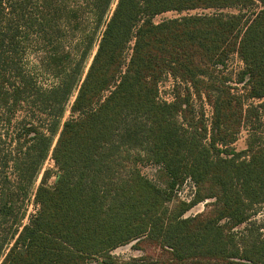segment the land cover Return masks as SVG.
Wrapping results in <instances>:
<instances>
[{"label": "trees", "instance_id": "1", "mask_svg": "<svg viewBox=\"0 0 264 264\" xmlns=\"http://www.w3.org/2000/svg\"><path fill=\"white\" fill-rule=\"evenodd\" d=\"M69 1L0 0V264H117L112 251L133 241L159 253L131 264H264V234L238 231L264 214V144L232 148L259 114L246 102L264 99V0ZM200 9L218 12L154 20ZM71 33L83 36L77 59L60 47ZM33 40L49 87L27 69ZM235 54L243 95L223 75ZM169 75L174 101L161 102ZM144 158L163 188L142 174Z\"/></svg>", "mask_w": 264, "mask_h": 264}, {"label": "rangeland", "instance_id": "2", "mask_svg": "<svg viewBox=\"0 0 264 264\" xmlns=\"http://www.w3.org/2000/svg\"><path fill=\"white\" fill-rule=\"evenodd\" d=\"M117 0L114 1L113 4V9L115 8V3ZM69 4H72V1H69ZM254 9H256V6L250 7L246 12L250 13ZM218 11L213 10V9H200V10H194V11H189V12H184L182 14H179L177 12H167L162 15L156 16L155 17V22H161L164 19H169V18H175V17H180L186 14H213ZM220 12V11H219ZM222 12L232 14V13H237V9H226L223 10ZM86 20V21H85ZM82 30L83 29H89L92 24L89 21V19H84L83 23L81 24ZM101 30L98 31V33L95 36V39L100 36ZM83 39L82 33H77L76 35L67 34L61 41L60 47L62 50H65L66 52H70L73 59L78 58V53L77 52V44L81 42ZM97 44V42H96ZM95 44V45H96ZM49 50V49H48ZM97 51V47L93 49V54L91 58L87 61V68L90 66L91 61L93 59V56L95 55ZM26 63H27V69L34 73L36 76H38L39 81L42 86L44 87H49L57 81L56 78L53 77L52 74L47 72L43 67V56L45 54V50L41 45L33 40L32 45L29 47V50L26 52ZM245 65L242 62V60L239 58L238 55H233L231 58L228 60L226 67L224 68V76H227L229 80V84L234 88L233 92L243 95L245 94V87L243 83H238L239 79V74L240 72L244 69ZM174 87H175V81L171 76H166L160 83V90L161 94L164 98H169L171 99V96H174ZM74 98L71 101V104L73 103ZM195 106L197 110L202 111L205 116L206 123L210 125L212 115H213V109L211 104L207 102L205 98L201 99H196L195 100ZM254 106V107H259V114L256 115L255 117L253 116L250 120H247L243 127L241 128V132L236 140V142L232 145V148H234L237 152L243 151L248 149L250 144H253L255 146H259L261 144H264V99L262 100H249L246 102V108L248 106ZM71 106V105H70ZM70 106L68 107V110L65 114V117L63 119V122L66 121L71 117V112H70ZM21 116V114H18ZM138 167L140 168L141 172L143 175L148 177L150 180L155 182L158 186L164 187V182L161 181L159 177V166L148 161L147 158H144L142 161L138 163ZM47 168H52L55 170V164L54 161L50 158L46 164L44 169ZM41 177L38 180L37 184L40 183ZM54 180V178H53ZM178 197L181 198L182 200L185 201H190L195 193V186L192 181L188 180L185 182V184L178 189L177 191ZM210 201H206L203 203L198 204L194 208H192L186 216H193L198 213H201L205 210L206 204ZM256 214L252 217L250 223L244 224L243 226L239 227L238 231H243L247 226H251L252 224H255L254 230L264 234V214L262 212V209L260 207L256 208ZM36 212V206L31 205L29 207V214H33ZM136 241H133L130 244L123 245L118 247L117 249L112 251L113 256H115L118 260L117 264H131L132 260L134 258H139L145 254H154L155 251L153 249L148 248L145 252L140 251L135 248ZM89 264H104L102 258L98 259H93L90 261Z\"/></svg>", "mask_w": 264, "mask_h": 264}, {"label": "built area", "instance_id": "3", "mask_svg": "<svg viewBox=\"0 0 264 264\" xmlns=\"http://www.w3.org/2000/svg\"><path fill=\"white\" fill-rule=\"evenodd\" d=\"M170 76V75H169ZM159 101L161 102H167V103H170V102H173L174 101V96L172 95L171 96V99L169 98H164L161 94V90H160V85H159V98H158Z\"/></svg>", "mask_w": 264, "mask_h": 264}]
</instances>
